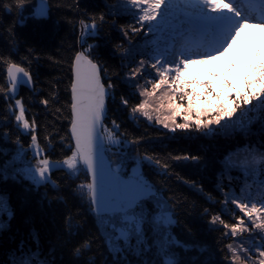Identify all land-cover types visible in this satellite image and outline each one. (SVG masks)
Returning <instances> with one entry per match:
<instances>
[{
	"label": "snow or ice",
	"instance_id": "6c2138e0",
	"mask_svg": "<svg viewBox=\"0 0 264 264\" xmlns=\"http://www.w3.org/2000/svg\"><path fill=\"white\" fill-rule=\"evenodd\" d=\"M29 2L0 0L5 15L16 12V22L9 30V51H0V101L4 104L0 139L7 143L15 137L11 159L9 151L0 148V236L10 231L17 211L5 186L22 184L25 191L50 186L55 193L52 200L62 201L66 207L68 196L79 202L75 214L71 208L63 214L62 231L57 234L58 242L70 247L72 264H95L88 253L97 244L96 250L107 253L110 264H196L185 258L194 246L175 231L181 226L180 209L186 198L167 180L175 175L204 193L203 185L197 187L175 172L176 164L199 162L201 157L178 152L142 154L144 136L130 132L114 116L109 118V101H115L117 88L126 83L134 90L130 95L138 99L133 103L130 95L121 93L120 104L138 123L143 117L173 134L197 132L208 137L223 132L235 137L239 133L245 139L238 150L223 157L218 177L221 212L206 207L202 218L209 231L220 234L217 245L224 264H264V143L257 146L247 139L257 116L264 120V49L257 47L255 62L246 65V75L235 81L224 78L226 92H217L211 81L191 80L187 75L195 66L228 57L246 30L264 29V0H115L106 3L100 13L82 10L80 0H71L66 6L73 15L66 23L74 29L75 41L57 50L66 51L67 58L49 57L61 70L66 65V75L48 82L47 89L39 87L31 70L40 59L33 48L25 45L26 54L14 58L13 53L18 55L20 50L15 28L29 19L47 20L52 8L65 5L36 0L26 16ZM121 17L128 18L119 27L128 46L121 42L115 51L125 62L118 67L128 71L109 75L111 68L100 56L97 41L105 25L111 20L110 27L115 28ZM144 32L148 33L144 48L137 49L132 38ZM63 79L67 80L66 99L57 107ZM21 89L32 94L30 103L47 90L48 95L39 99L45 121L48 111L55 120H67V132L59 136V159L49 152L59 131H50L48 123L41 125L37 115L27 118ZM51 128L56 129L55 122ZM24 136L30 137L27 147L22 143ZM129 159L135 166L127 164ZM145 168L161 182L152 180ZM54 172H62L66 179H53ZM81 175L84 179L79 183L68 184ZM65 186L70 189L67 194ZM43 195L47 198L49 193ZM206 198L217 202L211 194ZM229 215L231 219H225ZM89 221L91 230L74 243L61 239L62 235L77 236ZM185 229L194 234L190 227ZM54 253L55 245L44 249L39 235L32 231L0 252V264H56ZM207 264L215 262L209 259Z\"/></svg>",
	"mask_w": 264,
	"mask_h": 264
},
{
	"label": "trees",
	"instance_id": "16d2710c",
	"mask_svg": "<svg viewBox=\"0 0 264 264\" xmlns=\"http://www.w3.org/2000/svg\"><path fill=\"white\" fill-rule=\"evenodd\" d=\"M35 2L36 0H30L26 6L24 12L26 16H30L32 5ZM57 2L65 6L59 10L52 8L47 20L37 22L29 19L24 26H17L15 28L16 37L20 41V50L18 55L13 53L14 58L19 60L20 56L26 54L25 45L35 50L40 59L32 64L31 70L39 82V87L44 89H47L48 82L61 79L66 75V65L64 66V70H61L59 66L53 64L49 57L67 58L68 53L66 51L58 52L57 50L60 48L66 49L68 44H72L75 41L74 29L66 23V18L73 15L72 10L66 6L71 0H48L49 4ZM114 2L115 0H80V5L82 10L87 9L89 12L100 13L105 11L106 3ZM0 20H2V23H0V51L7 53L10 47L9 30L16 22L15 10H13L11 15H5L2 4H0ZM111 23L112 21L110 20L108 25H105L100 39L97 41L99 44L98 51L111 68L109 75H114L116 71H120L123 74L128 69H120L118 67L125 62L121 61L119 53L115 51V47L121 42L124 43L125 47L128 46L127 38L123 37L119 31L120 25L128 23V18L121 17L118 19L115 28L110 27ZM147 35L148 33L144 32L133 36L132 39L137 49L144 48V40ZM242 38L244 37H241L240 40ZM89 42L92 43L93 41ZM243 44L244 46H248L250 44L249 39H244ZM66 84V79H63V82L59 84L61 103L57 107H60L66 99L63 91ZM133 91L126 83L119 85L116 90L115 101H109L108 104L110 109L109 118L111 119L114 116L118 121L123 122V126L130 132L137 136H144V144L140 148L142 154L148 151L166 156L169 152H178L184 155H199L201 157L199 162L189 160L176 164L175 172L181 177L194 181L197 187L203 185L204 193H200L196 189L190 188L189 185L183 184L175 175L167 180L168 185L174 186L178 194L186 198L185 206L180 209L181 226L175 231L182 241H186L189 245L194 246L186 255V259L195 261L196 264H207L209 259L215 262V264H224L222 254L217 245V239L220 234L209 231L208 222L202 218V213L206 207L210 208L213 213L221 212L223 206L219 202L221 200V193L218 190V177L222 168L223 157L232 151L238 150L241 144L245 143V139L239 133L235 137L226 136L223 132L208 137H202L197 132H178L172 134L159 125L149 124L143 117L139 118L138 123L129 117L128 109L120 104V94L130 95ZM20 95L24 98L26 107H28L27 118L30 119L33 115H37V119L41 125L48 123L50 131H59V135L56 136L53 142L54 146L49 149L51 157L59 159L61 156L59 136L67 132V120L63 119V117L60 120H55L51 111H48L47 121H45V109L43 105L39 104V99L48 95L47 90L41 96L36 97L34 103H30L32 94L27 89H21ZM130 99L135 103L138 97L130 95ZM3 107L4 104L0 101V111H2ZM53 122L56 125L55 130L51 128ZM38 131L40 142L43 145L45 143L43 140L44 129L41 127ZM14 138L13 135L7 143L0 139V148L9 151L8 159H11V156L14 154L12 152L15 148V145L12 143ZM21 139L22 143L27 147L30 137L24 136ZM247 139L257 146L264 143V120H260L257 116V120L253 123ZM109 155L111 156L110 153ZM132 155L135 156V151L132 152ZM111 159L115 161L116 157L112 156ZM173 163L175 164V162ZM127 164L134 166L131 159L127 161ZM143 170L152 180L158 183L161 182L158 177L152 174V170L147 168ZM52 178L58 181L66 179L62 172H54ZM83 179L84 177L81 175L80 180L68 181V184L74 185ZM5 187L11 192L13 203L17 206V211L15 219L11 221L10 231H5L3 236H0V252H6L12 246L14 239L19 240L21 236L28 237V234L34 231L39 235L40 244L44 249L55 245L54 255L56 264H72L73 257L70 247L60 244L57 240V234L62 231L61 218L63 214L69 208L75 214L77 210L76 206H78L79 202L68 196L66 207L64 202L52 200L51 197L55 193L52 192L50 186L47 188L41 187L38 190L25 191V185H16L10 182ZM68 191L70 189L65 186V194ZM45 192L49 193L47 198L43 195ZM206 194H211L217 202L208 201ZM232 207L234 208V206ZM225 219L230 220V215L226 216ZM185 226L190 227L194 234L189 235ZM90 230L91 222L89 221L77 236L69 238L66 235H62L61 239L74 243ZM97 248H99V245H94L93 251L88 253V256H91L95 260V264H110V257L107 253H104L102 249L97 251ZM82 259H87V257H83Z\"/></svg>",
	"mask_w": 264,
	"mask_h": 264
},
{
	"label": "rangeland",
	"instance_id": "374dc122",
	"mask_svg": "<svg viewBox=\"0 0 264 264\" xmlns=\"http://www.w3.org/2000/svg\"><path fill=\"white\" fill-rule=\"evenodd\" d=\"M242 37L244 38L238 41L228 57L214 61L208 66H195L188 72V78L200 82L211 81L217 92L222 90L226 92L227 89L224 88V78L227 77L233 81L239 80L242 76L247 74V63L255 62L257 47L262 46L261 41H264V29L246 30L242 34ZM246 38L250 41L248 46H244L243 44ZM262 49H264V47H262ZM230 64L234 65V68L231 70L229 68ZM198 91L203 93L204 89L198 88ZM128 171L130 172V168Z\"/></svg>",
	"mask_w": 264,
	"mask_h": 264
}]
</instances>
